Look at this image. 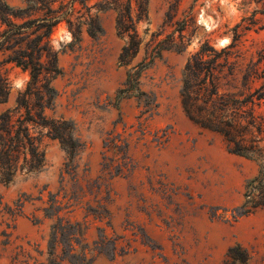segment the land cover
<instances>
[{"label":"rangeland","instance_id":"obj_1","mask_svg":"<svg viewBox=\"0 0 264 264\" xmlns=\"http://www.w3.org/2000/svg\"><path fill=\"white\" fill-rule=\"evenodd\" d=\"M6 1L13 6L21 2ZM100 1L88 4L99 17L101 36L92 38L83 30L81 40L72 41L65 23L52 33L62 70L53 81L59 93L56 115L72 119L86 141L82 154L86 170L81 169L77 178L64 174L62 181L65 152L57 140L46 139L43 171L18 176L11 184L0 182V264L45 261L35 251L37 244L46 249L52 223L36 210L44 204L26 202L16 216L5 211L23 193L36 197L40 192L45 202L49 192L58 193L60 200L66 195L64 201L73 195L71 206L62 214L85 222L91 247L103 232L115 242L114 255L111 242L107 243L105 254L94 253V264H223L235 243L250 250L254 264H264V207L236 220L232 217V210L244 200L246 181L258 173L259 166L228 152L220 135L191 122L179 93L188 57L205 43L216 50L228 47L237 24H241V36L231 48L232 58L245 63L264 52V0H149L147 18L135 23L142 43L132 64L142 58L152 38L165 39L179 21L186 24L187 44L181 52L165 50L143 75V89L154 92L160 102L158 114L147 120L138 117L135 98L124 99L119 109L110 103L130 66L117 63L124 40L116 33V13L111 9L97 12L93 6ZM131 6L135 20L134 0ZM247 24L250 27L244 29ZM2 59L1 74L12 84L11 103L28 73L14 63H1ZM108 137L128 141L134 169L124 167L118 175L113 169L111 173L103 170L105 162L111 167L122 163L118 147L104 146ZM104 210L108 218L99 217ZM34 214L40 222L32 221ZM4 231L10 233L8 241Z\"/></svg>","mask_w":264,"mask_h":264},{"label":"trees","instance_id":"obj_2","mask_svg":"<svg viewBox=\"0 0 264 264\" xmlns=\"http://www.w3.org/2000/svg\"><path fill=\"white\" fill-rule=\"evenodd\" d=\"M134 1L135 20L131 0H102L93 6H96L97 12L111 9L116 13V33L124 40L117 63L119 66H130L125 81L110 103L119 109L124 99L135 98L139 107L138 117L147 120L158 114L160 102L154 92L143 89L142 77L165 50H184L187 44L183 34L186 24L184 21L177 22V28L165 39L152 38L145 46L142 58L132 64L142 43L135 23L147 18L149 0ZM88 2L21 0L19 5L13 6L6 0H0L1 63H14L28 73L24 86L9 103L12 84L0 71V105L4 106L0 110L1 183L11 184L18 176L29 177L43 171L47 166L46 139L57 140L65 152L62 181L64 174L77 178L81 169L86 170L85 164H82L86 141L72 119L56 115L59 93L53 81L62 70L52 33L59 24L65 23L72 41H80L83 30L92 38L101 36L103 28L99 17L90 12L92 6ZM240 25L233 28L232 42L225 49L216 50L205 43L188 57L182 69L179 92L183 112L191 122L220 135L228 152L252 159L259 166L258 173L245 183L243 202L232 210L234 220L264 207V52L259 51L257 59L251 57L245 63L232 58L231 48L241 36ZM249 27V24L243 26L244 29ZM160 34L158 32L157 36ZM141 125L142 122H139L140 129ZM112 138L108 137L104 146L118 147L122 163L111 167L105 162L103 170L111 173L113 169L114 175H118L124 167L134 169L135 164L128 154V141L119 137L115 142ZM58 195L49 192L45 202L41 192L36 197L23 193L14 202V207L5 206L6 213L16 216L23 212L26 202L37 200L44 204L36 210H41L42 218L51 219L52 223L46 249H40V244L35 249L40 256H45L46 262L39 264H94V253L105 254L106 244L110 242L114 255L116 244L104 232L99 240H93V247L90 246L86 241L88 227L85 222L71 221L62 214L71 206L73 195L66 201V195L61 200ZM104 211L99 212L100 218L109 217ZM216 215L215 212L212 217ZM40 220L38 215H33V222ZM3 235L8 241L10 233L4 231ZM223 264L254 263L250 250L235 243L228 248Z\"/></svg>","mask_w":264,"mask_h":264}]
</instances>
